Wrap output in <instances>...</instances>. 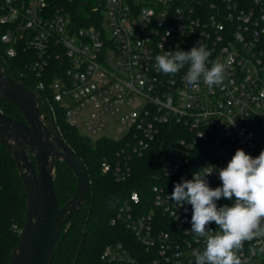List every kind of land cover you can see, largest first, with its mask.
Wrapping results in <instances>:
<instances>
[{
  "label": "built area",
  "instance_id": "built-area-1",
  "mask_svg": "<svg viewBox=\"0 0 264 264\" xmlns=\"http://www.w3.org/2000/svg\"><path fill=\"white\" fill-rule=\"evenodd\" d=\"M81 1L88 7L83 24L50 0H0V42L7 57L32 52L25 65L32 91L61 108L69 126L122 142L101 161L102 173L127 179L132 156H142L162 126L176 135L161 166L165 179L191 180L208 167L215 188L218 169L237 149L253 157L264 150V0ZM197 41L226 66L222 84L188 86L187 66L175 75L157 71L156 55L189 51ZM110 123L121 137H111ZM194 153L201 163L190 171ZM176 183L154 185L148 210L130 193L112 219L129 236L104 246V264H196L205 243L190 232L192 206L168 199ZM232 203L221 198L217 206ZM207 227L217 230L214 222ZM261 247L264 239L245 242L242 264H264Z\"/></svg>",
  "mask_w": 264,
  "mask_h": 264
},
{
  "label": "trees",
  "instance_id": "trees-1",
  "mask_svg": "<svg viewBox=\"0 0 264 264\" xmlns=\"http://www.w3.org/2000/svg\"><path fill=\"white\" fill-rule=\"evenodd\" d=\"M50 1L54 7H65L69 10L78 24L84 23L81 17L85 15L88 7L81 0ZM4 31L5 26L0 25V36ZM31 60L32 52L23 49H19L15 57L5 56L0 42V63L5 72L34 90L27 74L30 72L25 68ZM44 102L51 108L62 136L86 165L90 179L86 202L65 225L50 264H104L100 258L104 246L129 236L124 226L121 223L113 224L112 219L116 217L130 193L136 190L141 197L138 207L148 210L152 205L154 185L172 187V181H181L180 174L172 180V177L163 178L161 173L162 163L172 149L173 138L176 135L172 132V125L162 126L160 134L149 143L144 154L132 156L130 176L119 181L111 173H102L100 165L104 157H115L116 152L122 147V142L109 138L92 141L80 135L74 127L66 123L61 108L46 100ZM0 108L9 117L24 120L22 114L11 103L1 98ZM200 163L201 154L194 153L185 166L193 171ZM76 183L72 169L66 163L57 160L54 187L60 206L74 194ZM25 203V190L15 161L0 143V264H8L10 253L19 241L20 230L25 221Z\"/></svg>",
  "mask_w": 264,
  "mask_h": 264
},
{
  "label": "water",
  "instance_id": "water-1",
  "mask_svg": "<svg viewBox=\"0 0 264 264\" xmlns=\"http://www.w3.org/2000/svg\"><path fill=\"white\" fill-rule=\"evenodd\" d=\"M0 98L24 118L9 117L0 108V143L15 161L26 197L25 221L8 264H50L65 225L86 202L88 171L62 136L50 107L22 81L8 75L1 63ZM57 160L66 163L77 180L74 194L61 206L54 187Z\"/></svg>",
  "mask_w": 264,
  "mask_h": 264
},
{
  "label": "clouds",
  "instance_id": "clouds-1",
  "mask_svg": "<svg viewBox=\"0 0 264 264\" xmlns=\"http://www.w3.org/2000/svg\"><path fill=\"white\" fill-rule=\"evenodd\" d=\"M211 55L206 45L197 41L189 51L178 47L175 51H163L155 56V64L157 71L165 75H175L187 66L188 86L196 88L203 82L212 88L222 84L226 66L210 60ZM203 169L195 171L191 180L182 178L176 183L168 199L179 207L192 206L190 232L202 237L205 243L203 251L195 255L196 264H242L245 242L264 239V150L253 157L237 149L227 166L218 169L221 186L215 188L207 179L213 171ZM221 198L233 203L218 207ZM212 222L216 231L207 227ZM259 251L264 253V247Z\"/></svg>",
  "mask_w": 264,
  "mask_h": 264
},
{
  "label": "rangeland",
  "instance_id": "rangeland-1",
  "mask_svg": "<svg viewBox=\"0 0 264 264\" xmlns=\"http://www.w3.org/2000/svg\"><path fill=\"white\" fill-rule=\"evenodd\" d=\"M108 130L111 131V137H112V138H119V137H121V135H122V133H120L118 130H116V126H115V124L110 123V124L108 125ZM77 131H78V133H79L80 135L85 136V137H88V136H87L88 133H87V131H86L83 127L78 126V130H77ZM91 139H92V141H95V140H96V136L93 137V138H91Z\"/></svg>",
  "mask_w": 264,
  "mask_h": 264
}]
</instances>
